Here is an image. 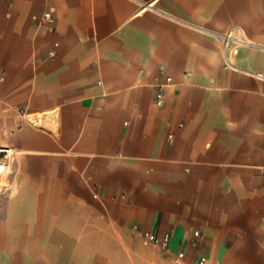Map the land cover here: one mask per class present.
I'll use <instances>...</instances> for the list:
<instances>
[{
    "label": "crops",
    "instance_id": "0c3cea01",
    "mask_svg": "<svg viewBox=\"0 0 264 264\" xmlns=\"http://www.w3.org/2000/svg\"><path fill=\"white\" fill-rule=\"evenodd\" d=\"M256 73L264 0H0V264H264Z\"/></svg>",
    "mask_w": 264,
    "mask_h": 264
},
{
    "label": "built area",
    "instance_id": "2783aa9c",
    "mask_svg": "<svg viewBox=\"0 0 264 264\" xmlns=\"http://www.w3.org/2000/svg\"><path fill=\"white\" fill-rule=\"evenodd\" d=\"M42 20L46 23L48 30L53 31L54 28V22L55 17L51 11L44 12L42 16ZM236 32L235 34L233 32ZM244 31L240 27H236L230 32L224 34L222 36L223 46H224V53H225V65L231 66L233 65V62L230 59V55L237 52L238 47L241 44L245 43L244 40ZM256 77L264 80V75L261 73H256ZM172 84V77L168 76L166 78V82L164 83H158L156 85L157 90L155 94V102L158 105H162L165 102V86H169ZM14 164H15V153L10 150L9 148H1L0 147V177L5 175L6 177L13 173L14 170ZM136 229H139L136 227ZM143 235L145 239L153 244L161 245L165 248H168L169 246V236H165L160 238L157 234H155L152 231L146 230L143 231ZM194 236L196 238H199L201 236L199 231L194 232ZM184 252H180L178 254L179 258H183ZM206 262V258L202 257L199 260V264H204Z\"/></svg>",
    "mask_w": 264,
    "mask_h": 264
},
{
    "label": "bare ground",
    "instance_id": "6f19581e",
    "mask_svg": "<svg viewBox=\"0 0 264 264\" xmlns=\"http://www.w3.org/2000/svg\"><path fill=\"white\" fill-rule=\"evenodd\" d=\"M3 176H5V175H3Z\"/></svg>",
    "mask_w": 264,
    "mask_h": 264
}]
</instances>
